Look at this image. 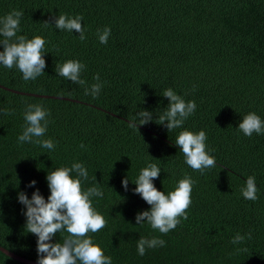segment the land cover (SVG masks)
<instances>
[{"label":"trees","instance_id":"16d2710c","mask_svg":"<svg viewBox=\"0 0 264 264\" xmlns=\"http://www.w3.org/2000/svg\"><path fill=\"white\" fill-rule=\"evenodd\" d=\"M13 10L23 12L18 36L45 39L46 67L25 81L16 67L0 64V84L55 97L0 87V245L38 260V237L25 230L26 208L18 193L31 199L39 189L47 201L48 171L79 162L88 171L82 189L99 186L104 193L92 205L106 226L89 236L112 264H264V134L238 131L248 113L264 121V0H0V18ZM61 14L83 17L85 40L75 30L42 23ZM105 27L111 33L101 44L97 30ZM68 60L86 66L84 85L57 75L56 64ZM95 83L103 87L93 98L85 89ZM168 88L197 106L171 131L157 124L169 103L162 96ZM28 104L50 112L43 138L53 140V150L18 142ZM143 110L153 120L138 125L139 131L129 127ZM184 130L205 131L216 167L201 174L185 163L175 144ZM149 163L161 169L153 184L165 194L185 176L195 182L188 218L167 234L146 221L136 224V215L151 206L134 193L133 182ZM248 176L255 177V201L240 191ZM32 180L35 186L28 187ZM238 233L244 241L232 244ZM67 235L57 233L51 242L62 243ZM141 237L163 239L165 246L141 256ZM0 264L26 263L0 251Z\"/></svg>","mask_w":264,"mask_h":264},{"label":"clouds","instance_id":"9594fccd","mask_svg":"<svg viewBox=\"0 0 264 264\" xmlns=\"http://www.w3.org/2000/svg\"><path fill=\"white\" fill-rule=\"evenodd\" d=\"M22 11L13 10L0 18V64L8 69L16 67L25 81L35 80L44 73L46 62L44 54L46 41L41 36L28 39L24 35H17L20 31V19ZM82 16L69 17L61 14L52 17L51 20L42 22L46 27L54 25L59 30L79 33L81 41L86 39L82 26ZM111 29L105 27L102 32L97 30L99 42L107 44ZM85 65L78 60H68L62 64H56L55 71L60 77L84 85L81 72ZM99 81L100 76H94ZM103 85L95 83L91 88L85 89L86 95L98 96ZM163 97L168 98L169 103L163 113L159 115L157 124L164 125L168 131L183 126L184 121L196 111L195 101H185L171 88L165 89ZM5 114H11L5 110ZM50 112L39 104H28L24 112L25 125L23 132L18 136V142L34 143L42 148L53 150L55 144L52 139H44L48 128ZM139 120L137 124L135 121ZM153 120V113L143 110L133 117L129 127L146 125ZM238 131L251 137L253 133L264 134V121L256 113H248L238 125ZM207 135L201 130L194 133L188 130L181 131L176 137L175 144L185 157V163L193 170L203 174L205 169L216 167L215 157L206 151ZM85 145L81 144L80 148ZM161 169L155 163H149L140 170L138 178L133 182L136 187L134 193L139 194L150 210L139 212L136 224L147 222L152 229L162 234H167L181 222L180 218L187 219V209L191 205L192 186L195 183L190 177L178 181L173 191L165 194L159 191L153 184V180L159 177ZM76 173L75 178L71 175ZM50 195L47 201L37 189L32 193L31 199L23 191L18 193V201L25 206L22 214L26 217L25 230L35 234L37 239V264H112V258L106 256L101 247L93 242L89 233H97L106 226L104 217L93 207L92 198H102L104 193L99 186H93L87 190L82 189V181L88 180L86 167L79 163H73L71 167H60L48 171L46 176ZM32 180L28 187L35 186ZM129 180L124 178L122 186L127 191ZM242 196L251 201L258 199V189L254 176H248L245 186L240 189ZM118 194V193H117ZM119 195V194H118ZM66 232L63 242L52 243L57 233ZM251 239V234H247ZM245 236L239 233L232 239V244L244 241ZM165 246L163 239H147L141 237L137 241V252L143 256L146 249ZM239 251V250H238Z\"/></svg>","mask_w":264,"mask_h":264},{"label":"water","instance_id":"95a60500","mask_svg":"<svg viewBox=\"0 0 264 264\" xmlns=\"http://www.w3.org/2000/svg\"><path fill=\"white\" fill-rule=\"evenodd\" d=\"M0 87L3 88V89H6V90L12 91V92L21 93V94H28V95L37 96V97H51V98L55 97V96H48V95H42V94L24 93V92H20V91L8 88V87H6V86H4L2 84H0ZM57 98H62V97H57ZM65 99H67V98H65ZM0 251H2L4 254H6L9 257H11L13 259H16V260H18L20 262H23V263H26V264H37L36 260L29 259V258L23 257V256H21L19 254H16L13 251L8 250V249H6L5 247H3L1 245H0Z\"/></svg>","mask_w":264,"mask_h":264}]
</instances>
